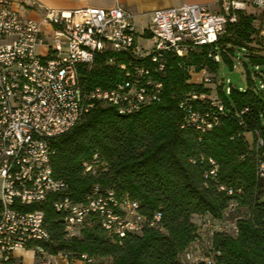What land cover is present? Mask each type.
Instances as JSON below:
<instances>
[{
    "label": "built area",
    "instance_id": "obj_1",
    "mask_svg": "<svg viewBox=\"0 0 264 264\" xmlns=\"http://www.w3.org/2000/svg\"><path fill=\"white\" fill-rule=\"evenodd\" d=\"M217 4L218 10L197 3L153 10L141 35L150 45L141 46L136 15L122 5L44 8L32 18L22 16L11 0H0V264H23L21 252H30L35 264H97L86 253L49 249L43 210L25 211L24 206L50 203L61 213L68 239L93 224L115 242L159 226V211L148 216L138 201L119 196L113 188L94 184L81 200L72 197L66 180L53 173V141L99 105L133 114L161 102V78L169 56L183 59L205 48L206 56L219 62L218 39L236 21L237 11L264 9V0H217ZM260 33L264 36V28ZM101 55L105 65L119 71L118 77L109 86L89 87L86 76ZM200 71L198 83H210L206 68ZM187 72L190 76L197 70ZM213 90L215 95L191 93L178 102L184 114L181 128L192 125L206 131L218 123L224 107L216 86ZM191 99L206 100L208 110L201 112ZM263 144L258 138L257 145ZM104 170L97 153L82 163L83 174L95 176ZM257 173L264 176V160ZM202 227L212 229L215 224L206 219ZM193 244L202 250L199 239ZM192 245L185 257L203 259L192 253ZM204 260L211 264L210 258Z\"/></svg>",
    "mask_w": 264,
    "mask_h": 264
},
{
    "label": "trees",
    "instance_id": "obj_2",
    "mask_svg": "<svg viewBox=\"0 0 264 264\" xmlns=\"http://www.w3.org/2000/svg\"><path fill=\"white\" fill-rule=\"evenodd\" d=\"M263 22V13L239 10L236 21L227 25L218 39L217 53L223 54L229 70L226 43L257 51L251 41L263 29ZM104 57L99 56L87 74V86H109L118 77L119 71L105 65ZM191 65L216 74L219 62L208 58L205 48L183 59L171 55L161 78V102L127 115L99 105L53 141V173L66 180L72 197L81 200L94 184L113 188L119 196L138 201L144 214L159 211V226L145 227L115 242L93 224L68 239L62 215L50 203L24 206L25 211L43 210L49 249L108 257L110 264H206V257L211 264H264V176L257 173L264 160V144L257 145L258 138L264 142V96L229 85L228 100L216 85L224 107L218 123L206 131L192 125L181 128L184 114L178 102L191 93L208 92L203 84L188 81ZM191 102L201 112L208 110L206 100ZM246 133H251L252 141ZM94 153L105 163V170L95 176L83 174V161ZM194 215L202 218L200 224L194 223ZM206 219L215 227L203 228ZM196 239L202 245L203 259H183Z\"/></svg>",
    "mask_w": 264,
    "mask_h": 264
},
{
    "label": "rangeland",
    "instance_id": "obj_3",
    "mask_svg": "<svg viewBox=\"0 0 264 264\" xmlns=\"http://www.w3.org/2000/svg\"><path fill=\"white\" fill-rule=\"evenodd\" d=\"M139 2V0L137 1ZM33 3V2H32ZM33 9H38L40 6L38 3H34ZM138 4V3H137ZM100 6H109L105 4H101ZM140 8H138L137 11H139ZM142 11H147L148 8H141ZM40 10L38 11V13ZM246 12H253L255 15H262L263 13V20H264V9L260 10L258 8L254 7H247ZM28 15H35L32 13H29ZM29 17V16H28ZM135 24H136V30L139 34L138 37V43L141 46H149L150 41L146 39V37H142L143 30L147 28V20L144 17H136L135 18ZM258 26H260L259 23H255ZM264 28V22L262 23ZM48 38V37H47ZM48 44L52 45V39H48ZM251 45L253 48L258 49L257 51H250L249 49L245 47H240L237 45H233L231 43H226L224 46L225 53H227L229 59L231 60V67L234 72H238L245 84L244 88L245 89H251L254 92L260 94L261 96H264V36L261 33H257L254 35L253 40L251 41ZM220 55V61L218 65V70L222 69L224 66H226V62L224 60L223 54L219 52ZM252 57H260L261 60L259 62H253ZM187 69L192 70L195 69L197 72H192V74L189 76L188 81L192 83H197L200 82L199 79V74L201 73L200 69H197L194 65L188 66ZM207 75L211 76V82L210 83H205L203 84L204 88L208 89V93L210 95H215V90L214 87L216 85H219V87L222 89V91L225 93V96L227 97L228 100H230V95L228 92H226V87H229V76L222 74L220 78H218V73H210L208 70H206ZM203 74V73H202ZM206 75V74H204ZM234 88L238 89H244V88H239L238 85H231ZM207 93V94H208ZM263 126H264V121H263ZM247 139L252 141V135L251 133H246ZM202 218L200 216H193V221L196 225L201 223ZM205 237V236H204ZM202 247V246H201ZM202 250L198 249V246L196 244L192 245V253L194 255L202 256ZM204 252V251H203ZM29 252H26L23 254V260L27 264H35V260L32 256L28 255ZM183 259L193 261V259H187L183 255ZM34 262V263H33ZM97 264H110V258L108 257H97L96 258Z\"/></svg>",
    "mask_w": 264,
    "mask_h": 264
},
{
    "label": "crops",
    "instance_id": "obj_4",
    "mask_svg": "<svg viewBox=\"0 0 264 264\" xmlns=\"http://www.w3.org/2000/svg\"><path fill=\"white\" fill-rule=\"evenodd\" d=\"M17 10L21 13L22 16L38 18V11L43 10L44 8H60V9H72L82 6H99V7H109L114 5H122L130 9L136 17H144L146 20H149V14L161 7L167 6H179L184 3H197L208 5L213 10H218L217 0H11ZM32 2L38 3L40 6L38 9H33L31 6ZM138 3V4H137ZM101 4L109 6H100ZM148 8L147 11H142L141 8ZM139 9V11H137ZM29 13L35 15H28ZM197 216V215H194ZM26 252H21L23 255ZM29 256L32 254L29 252ZM33 257V256H32ZM34 263V262H33ZM23 264H27L23 260ZM59 264H65L63 261H59Z\"/></svg>",
    "mask_w": 264,
    "mask_h": 264
},
{
    "label": "water",
    "instance_id": "obj_5",
    "mask_svg": "<svg viewBox=\"0 0 264 264\" xmlns=\"http://www.w3.org/2000/svg\"><path fill=\"white\" fill-rule=\"evenodd\" d=\"M217 73L218 78H220L222 74L228 75V82L233 86L238 85L240 88H243L245 86L240 74L238 72L229 70L227 66H224L222 69H219Z\"/></svg>",
    "mask_w": 264,
    "mask_h": 264
},
{
    "label": "bare ground",
    "instance_id": "obj_6",
    "mask_svg": "<svg viewBox=\"0 0 264 264\" xmlns=\"http://www.w3.org/2000/svg\"><path fill=\"white\" fill-rule=\"evenodd\" d=\"M120 114H124V115H127L128 113H120Z\"/></svg>",
    "mask_w": 264,
    "mask_h": 264
}]
</instances>
